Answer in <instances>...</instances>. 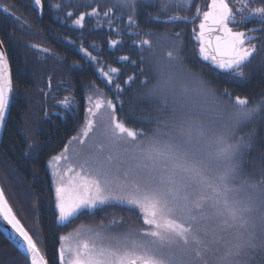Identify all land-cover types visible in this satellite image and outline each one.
<instances>
[{
    "label": "trees",
    "instance_id": "1",
    "mask_svg": "<svg viewBox=\"0 0 264 264\" xmlns=\"http://www.w3.org/2000/svg\"><path fill=\"white\" fill-rule=\"evenodd\" d=\"M209 3L43 0L41 12L34 0H0V37L9 49L14 84L0 185L25 227L39 222L49 264H59V236L80 227L113 235L147 227L152 219L135 204L136 186L154 199L160 214L168 211L195 236L193 244L159 246L164 264L182 263L171 256L187 264H264V0H228L230 26L244 35L250 51L229 71L199 51L200 14ZM93 7L99 15H90ZM80 12L88 13L83 28L72 24ZM110 39L123 42L111 50ZM81 45L97 56L96 63L83 56ZM122 56L128 60H118ZM99 67L119 73L109 83ZM88 95L108 108L122 141L88 161L113 167L101 181L112 178L128 196L104 193L101 203L61 224L47 162L66 146L70 152L88 121ZM69 96L75 104L60 106ZM126 182L130 186L121 188ZM0 260L29 264L1 230Z\"/></svg>",
    "mask_w": 264,
    "mask_h": 264
},
{
    "label": "snow or ice",
    "instance_id": "2",
    "mask_svg": "<svg viewBox=\"0 0 264 264\" xmlns=\"http://www.w3.org/2000/svg\"><path fill=\"white\" fill-rule=\"evenodd\" d=\"M34 4L42 12L43 0H34ZM55 7L60 8L61 5L56 4ZM3 10L15 19H20V17L15 16V13L11 12L7 5L3 6ZM73 14L72 11H69L67 16L72 17ZM86 15L88 13L80 12L76 15L72 24L83 28ZM90 15H99L98 8L93 7ZM104 15H108V13L106 12ZM200 15L201 19L196 39L199 42V51L202 57L211 59L215 56L229 63L242 58L245 52L241 47L243 34L235 32L230 26L232 9L228 4V0H210L208 10L203 11ZM129 35H133V33L129 32ZM122 42V40L110 39L109 47L111 50H115L116 46ZM7 43H12L11 38ZM69 43H72V41H69ZM5 44L6 41L0 39V131L3 130L6 123L14 87L8 55L9 49L5 47ZM33 47L49 55H57L48 48H43L39 45H34ZM79 51L93 63L97 62V56L93 55L89 48L81 45ZM118 60L125 62L128 57H118ZM97 71L109 83L113 80V74L119 73L117 68L105 71L103 67H99ZM86 102L88 105L86 111L90 114L98 101L93 95H88ZM74 104V98L71 96L65 97L60 102V106L66 109ZM68 153L69 148L66 146L62 152L51 156L47 162L54 183V208L58 214L57 222L61 224L68 222L70 218L74 217L82 209H87L89 205L87 198L91 195V187L86 178L75 174V169L70 164L71 158ZM61 161H64L66 166H62ZM0 220H3L7 226L5 229L6 238L18 251L28 258L29 264H49L46 247L42 246L43 235L39 222L36 221L31 229L25 227V224L17 216L6 198L3 188H0ZM58 239L59 264H87L84 257L87 255L88 246L80 238L79 234L61 235ZM6 255H10V253ZM0 264H4V261L0 260ZM8 264H14V262L9 260Z\"/></svg>",
    "mask_w": 264,
    "mask_h": 264
},
{
    "label": "rangeland",
    "instance_id": "3",
    "mask_svg": "<svg viewBox=\"0 0 264 264\" xmlns=\"http://www.w3.org/2000/svg\"><path fill=\"white\" fill-rule=\"evenodd\" d=\"M242 39H245L244 35H242ZM241 47L245 50L244 55L250 52L247 45L243 44ZM107 109L100 102L96 104L92 113L89 114L88 121L83 130L72 141L70 152L68 153L71 158L70 164L75 169V174L86 178L91 187V195L87 198L89 201L88 207L101 203L106 199L103 194L107 192L118 193L106 194L107 198L116 196L125 199L128 196L126 191L121 190V192L120 190H116L119 186L117 185V181L114 183L112 178L104 177L101 181L102 174L106 175L107 172L115 171L113 167H97V165L94 166L88 161L91 155L95 154L96 157L99 156L101 152L97 151L100 149L121 147L122 141L118 133L117 124L114 122L112 114L106 113ZM101 114L104 115L102 116ZM107 158L110 157L107 155L102 156V160ZM61 165L66 166L64 161H61ZM125 185L122 187L121 184V188H128L130 186V184L127 185V182ZM137 190L138 187L136 186L132 195L135 204L139 202L142 210L147 213L146 216L152 219L148 222V226L140 230V232L133 229L113 235L108 230L107 233L99 227L91 228L84 226L71 233L79 234L80 238L86 242L88 252L84 259L87 261V264H127L132 258L149 259L164 264L161 258L166 257L159 252L165 251L163 249H161L163 251L157 250L159 246L173 248L175 240L182 243H184V240L186 242L188 240L192 241V244L195 242V236L191 235L193 232L189 227L183 222L178 221L164 209H161L162 214H160L153 203L154 199L147 198L145 191L140 190L139 194ZM206 199H211V197ZM157 216L161 218L160 223L157 220ZM191 254H193L194 258L195 253L193 250H191ZM171 257L180 263L182 262L181 264L189 263L186 261L185 263L177 259V257Z\"/></svg>",
    "mask_w": 264,
    "mask_h": 264
},
{
    "label": "water",
    "instance_id": "4",
    "mask_svg": "<svg viewBox=\"0 0 264 264\" xmlns=\"http://www.w3.org/2000/svg\"><path fill=\"white\" fill-rule=\"evenodd\" d=\"M0 39H1V37H0ZM205 60L207 62H210V63H213V64H219V65L220 64L222 65L224 63L223 64V69L226 70V71H229L232 68H235L237 65H239L241 63V60L240 59H237L234 62L229 63V62L223 61L220 58L215 57V56H213L211 59H205ZM12 98H13V92H12V96H11V100H10L9 112H10V108H11V105H12ZM9 112H8L7 117H6V123H7V119H8V116H9ZM6 123H5V126H4L3 130L0 131V148H1V143H2V139H3V135H4ZM6 227L7 226H6L5 222L3 220H0V230L2 231V233L5 236L7 235L6 232H5ZM127 264H160V263H158L156 261H153V260H149V259L133 258Z\"/></svg>",
    "mask_w": 264,
    "mask_h": 264
},
{
    "label": "flooded vegetation",
    "instance_id": "5",
    "mask_svg": "<svg viewBox=\"0 0 264 264\" xmlns=\"http://www.w3.org/2000/svg\"><path fill=\"white\" fill-rule=\"evenodd\" d=\"M242 46V45H241ZM246 57V55H243V57L241 58V61Z\"/></svg>",
    "mask_w": 264,
    "mask_h": 264
},
{
    "label": "bare ground",
    "instance_id": "6",
    "mask_svg": "<svg viewBox=\"0 0 264 264\" xmlns=\"http://www.w3.org/2000/svg\"><path fill=\"white\" fill-rule=\"evenodd\" d=\"M0 188H1V185H0Z\"/></svg>",
    "mask_w": 264,
    "mask_h": 264
}]
</instances>
